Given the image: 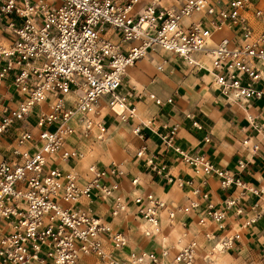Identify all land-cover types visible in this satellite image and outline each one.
Instances as JSON below:
<instances>
[{"label": "built area", "instance_id": "2783aa9c", "mask_svg": "<svg viewBox=\"0 0 264 264\" xmlns=\"http://www.w3.org/2000/svg\"><path fill=\"white\" fill-rule=\"evenodd\" d=\"M0 23L9 32V43H0V85L11 90L0 93V264H215L219 252L239 247L240 228L264 215V188L241 178V159L235 171L218 166L177 145V124L164 122L158 138L193 173L173 175L148 151L144 123L133 125L143 142L136 158L184 191L179 203L152 191L126 193L114 160L79 171L85 153L73 138L103 140L108 116L135 117L120 88L126 69L148 54L167 52L207 70L230 101L264 98L259 0H0ZM148 97L158 106L173 102ZM251 125L260 132L263 123ZM241 143L259 149L249 136ZM210 176L225 191L218 202ZM98 202H109L112 219L144 223V237H167L166 245L131 247V226L112 224Z\"/></svg>", "mask_w": 264, "mask_h": 264}, {"label": "crops", "instance_id": "0c3cea01", "mask_svg": "<svg viewBox=\"0 0 264 264\" xmlns=\"http://www.w3.org/2000/svg\"><path fill=\"white\" fill-rule=\"evenodd\" d=\"M0 43H9V32L2 28L1 23ZM161 53L150 55L145 58L146 60L142 59L141 68L146 65H153V61L155 58L161 57ZM170 59L173 63H177L178 60L184 63L171 54ZM205 62L208 65L206 59ZM164 66L173 68L172 64L167 62L163 63V68ZM189 67L187 69L190 70L188 78L180 82H171L165 89H159L158 94H156L162 99L171 96L173 99L172 103H165L158 106L153 101L146 102L147 99H143L141 95L140 97L142 99L136 98L131 100L130 96L127 97L128 105L134 106L135 109L137 102L146 106L145 109L141 108L144 118H140L136 112L135 117L130 118V120L135 119L132 126L139 122L144 123L143 128L147 135L144 143L148 151L157 156V161L164 162L168 172L173 175L187 177L193 176V173L190 167L181 160L180 156L173 152L171 148L164 146L158 138L157 133L164 131L162 127L164 122L168 125L177 124L175 143L181 148L190 150L191 152L203 153L214 164L227 170L235 171L236 162L241 159L245 162V167L241 172V178L248 184L262 186L264 188V98L249 99L243 103L230 101L219 93L212 81L211 74L207 70H198L191 65ZM134 68L135 71L128 69L129 71L126 74L129 72V76H133L137 70H140V67ZM120 90L122 93H125L122 86ZM6 91L8 93L11 92L6 86L0 85V93H6ZM138 94L140 93L137 91L130 95ZM248 113L250 117H248ZM186 114H191L192 118H195L200 123L201 128L192 126L191 120ZM106 119L108 122L116 118L108 116ZM251 123H263L261 131L257 132ZM206 133L210 137L209 141L204 140ZM244 136H249L252 141L259 140V149L253 152L251 149L242 145L241 140ZM81 140L73 138V142H78L79 145ZM142 143L136 137L135 145L132 147L128 159L125 162L117 161L125 171V175L120 179L123 190L130 195L137 191H152L162 198L173 199L179 203L183 202L185 193L181 188L165 182L143 160L136 158L135 152ZM80 147L82 148L81 145ZM0 148H2V145H0ZM82 150L84 151L83 148ZM111 160L113 159L108 161L93 159L89 160L81 169L76 168L79 171H83L87 164L91 162L102 165L107 164ZM79 162L76 166L79 165ZM65 164L66 166H64ZM71 165V161L62 164L63 167H69ZM134 177L138 178L139 184L137 186L131 185L130 180ZM194 179L198 180L199 177L195 176ZM208 186L214 201L218 202L224 197L225 191L220 188L216 176H210L208 178ZM95 208L106 219L112 221V224L122 227L126 225L131 226L129 231L131 234V247L159 249L161 238L159 236L153 238L144 237L140 232V228H138V220L131 217L129 219L123 217L112 219L108 213L109 202H98L95 204ZM186 217L188 220L195 221V216L192 214ZM139 225L141 226V223ZM240 230L239 247L231 251L240 258H246V260L264 259V215L256 222L240 228ZM165 241L167 242V237H165Z\"/></svg>", "mask_w": 264, "mask_h": 264}, {"label": "rangeland", "instance_id": "374dc122", "mask_svg": "<svg viewBox=\"0 0 264 264\" xmlns=\"http://www.w3.org/2000/svg\"><path fill=\"white\" fill-rule=\"evenodd\" d=\"M259 2L264 5V0H259ZM148 56H150V54H148L147 56L145 55V57L139 58L132 66H129L126 69V72L129 71L128 69L135 71L134 67H140V70H137V72H135L133 76H129L128 72V74L123 77L122 89L125 91V93L123 94L125 95L126 99L128 96H130L131 100L136 98H146V102L152 101L148 97L149 92L158 94L157 92L159 89H165L171 82H180L185 78H188L190 75V70H187L190 68L187 62L181 63L178 60L177 63L179 64H177L176 62L173 63L171 62L170 54L167 52H162L161 57L155 58L156 61H153V65L150 64L141 68V62L143 61L142 59H145ZM163 59H166L167 63H171L173 68L170 66H164L162 70H159L157 68V65ZM137 91L140 94L130 95ZM140 95L142 98L140 97ZM141 108L145 109L146 106H144V104L142 103L137 102L134 112H136V114L140 118H144ZM103 111H105V109H103ZM29 120L31 121L33 120V118L31 117L29 118ZM134 121L135 119H128L127 121H121L118 118L114 120L111 119L107 122L108 134L106 135L105 139H94L93 135H91L86 140L82 139L80 145L82 146L86 154L84 159L80 161L79 165L76 167L81 169L89 160L93 159L102 161L113 159L115 161L125 162L128 159L132 147L135 145L136 137L131 130V126ZM172 235H175V233H172ZM216 260V264H255V262H252V260L240 258L231 250H225L222 253L219 252L217 254Z\"/></svg>", "mask_w": 264, "mask_h": 264}, {"label": "bare ground", "instance_id": "6f19581e", "mask_svg": "<svg viewBox=\"0 0 264 264\" xmlns=\"http://www.w3.org/2000/svg\"><path fill=\"white\" fill-rule=\"evenodd\" d=\"M146 56H147V55H146ZM144 57H145V56H144ZM213 83H214V82H213ZM214 84H215V83H214ZM215 86H216V84H215ZM122 107H123V105H122V106H120V105H116V106H115V108H116L117 110H119V111L121 110ZM248 117H250V114H249V113H248ZM121 121H122V120H121ZM64 166H66V164H65ZM145 226H146V225H145L144 223H141L140 228H145ZM161 241H162V244H163V245H166L167 242L165 241V237H162V238H161ZM222 252H224V251H221L220 253H222ZM218 258H219V255H218ZM217 260H218V259H217ZM217 260H216L215 264L217 263Z\"/></svg>", "mask_w": 264, "mask_h": 264}]
</instances>
